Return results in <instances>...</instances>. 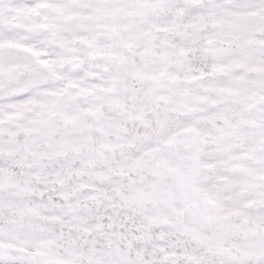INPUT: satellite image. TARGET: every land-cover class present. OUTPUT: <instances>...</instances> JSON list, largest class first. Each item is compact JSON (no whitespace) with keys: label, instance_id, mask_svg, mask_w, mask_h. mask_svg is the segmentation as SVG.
I'll use <instances>...</instances> for the list:
<instances>
[{"label":"snow or ice","instance_id":"6c2138e0","mask_svg":"<svg viewBox=\"0 0 264 264\" xmlns=\"http://www.w3.org/2000/svg\"><path fill=\"white\" fill-rule=\"evenodd\" d=\"M0 264H264V0H0Z\"/></svg>","mask_w":264,"mask_h":264}]
</instances>
